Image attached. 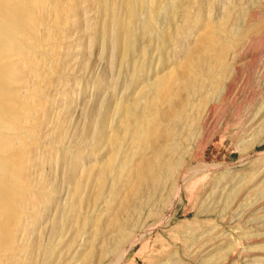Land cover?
<instances>
[{
  "label": "rangeland",
  "instance_id": "obj_1",
  "mask_svg": "<svg viewBox=\"0 0 264 264\" xmlns=\"http://www.w3.org/2000/svg\"><path fill=\"white\" fill-rule=\"evenodd\" d=\"M28 6L0 264H264V0Z\"/></svg>",
  "mask_w": 264,
  "mask_h": 264
},
{
  "label": "bare ground",
  "instance_id": "obj_2",
  "mask_svg": "<svg viewBox=\"0 0 264 264\" xmlns=\"http://www.w3.org/2000/svg\"><path fill=\"white\" fill-rule=\"evenodd\" d=\"M28 2L29 0H0V81H3L4 79V70L10 63V60L18 55L17 53L19 49L16 45L19 34L22 32V34H25L27 29L26 24L28 21H35L34 13L28 9ZM220 32L225 35H231L232 37L233 28H229L226 24H223L220 27ZM244 34L245 33H234L235 36L232 37L234 39L232 41H238ZM204 42L207 47L204 48L201 45L197 47L198 51L196 50L197 52H200V54H203V61L208 62V58L211 59L213 57L216 61L222 62L227 48L225 46L218 45L217 41H215L214 37L211 35L206 36ZM219 64L224 66L223 63L219 62L217 65ZM191 65L187 66L186 72L183 74L185 75V79L190 81L192 80L190 73L194 68L196 69L197 64L195 67H191ZM213 70L214 69L212 68L208 70L209 74H214L216 70ZM12 96L13 95L9 89L2 87L0 82V246L2 245L1 240L3 233L8 228L7 212L10 213L8 210L14 209L15 202L18 200V194L15 192V189L18 187L15 182L18 174L14 168L15 163H12L10 160L9 154L11 153H8L9 151L5 146L8 143L5 142L4 136V127L13 128L17 123L15 119L17 118V115L14 114V111L13 114H11V117L8 118V116H6V114H9L8 104L12 101L14 97ZM12 148L13 147H11V149ZM153 165L155 164L153 163ZM148 170L149 169L147 167L140 166L135 169V176L139 171H143L146 174Z\"/></svg>",
  "mask_w": 264,
  "mask_h": 264
}]
</instances>
